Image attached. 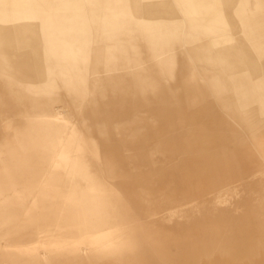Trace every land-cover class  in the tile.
Masks as SVG:
<instances>
[{
    "label": "rangeland",
    "instance_id": "1",
    "mask_svg": "<svg viewBox=\"0 0 264 264\" xmlns=\"http://www.w3.org/2000/svg\"><path fill=\"white\" fill-rule=\"evenodd\" d=\"M6 1L32 3L20 13L29 18L3 24L31 26V36L45 30L43 15L82 17L86 24L65 30L87 34L88 42L79 47L88 49L89 65L77 67L86 70L85 83L80 78L52 81L47 70L55 66L48 56L44 59L43 50L36 60L46 70L42 77L35 73L28 80L0 67V264H264V141L260 145L250 139L259 133L238 130L221 104L209 100L214 110L224 111L212 115L213 128L229 139L212 145L211 166L206 167L189 163V151L198 147L192 131H180L175 147L171 140L168 146V139L140 133L156 129L154 112L160 107L194 105L183 81L189 71L206 78L213 72L195 67L188 49L176 52L181 67L167 65L171 52L144 50L137 57L139 35L132 31L112 33L116 40L110 45H135L113 52H129L121 62L142 65L116 68L114 75L124 76L110 82L105 66L100 74L95 71L98 62L106 61L99 49L110 46L100 43L98 35L100 22L107 20L105 4L77 0V10L54 13L40 10V0ZM100 7L104 16L93 13ZM231 23L236 27L234 15ZM35 51L18 53L33 57ZM139 69L145 70L140 78ZM251 72L247 68L244 73ZM177 81L179 96L167 98L176 92ZM115 83L128 85L126 94L117 92ZM159 94L165 98L157 99ZM141 144L148 150L140 153ZM172 149L179 150L175 159L165 155ZM129 150H135L141 164L124 161ZM141 189L148 194H140Z\"/></svg>",
    "mask_w": 264,
    "mask_h": 264
},
{
    "label": "crops",
    "instance_id": "2",
    "mask_svg": "<svg viewBox=\"0 0 264 264\" xmlns=\"http://www.w3.org/2000/svg\"><path fill=\"white\" fill-rule=\"evenodd\" d=\"M93 1L96 0L91 2ZM97 2L105 4L102 8L106 9L107 14L101 7L93 13L98 16L106 14V29L109 33L128 34L133 31L139 35L140 42L136 48L135 45L128 44L124 47L140 48L141 53L146 50L145 52L149 54L171 52L169 54L173 57L171 63L167 65L173 68L176 65L181 67L180 62L175 60V56H178L177 61L180 57L176 52L188 49L189 58H193L195 67L213 72L210 78H206L204 73L196 75L195 72L192 74L189 71L183 81L187 83L186 93L190 99H194V105L189 108L160 107L161 110L154 112L156 129L140 132L141 136L168 139L167 145L169 146L171 140L175 147V140H179L180 131H192L191 138L198 142V147L189 151L193 156L189 163L197 164L199 167L211 166L212 115L225 113L231 116L238 130L248 131V134L252 131L255 132L254 135L259 133L256 138L250 139L260 141L262 145L264 141V0H97ZM124 9L126 11H123ZM233 15L236 18V27H233L232 23L230 26L228 24V19ZM122 20L125 24L135 20L136 25L131 27L128 24L123 28L115 26V23H121ZM116 30L120 31L116 32ZM152 63L154 61L149 64ZM190 65L192 64L189 63ZM247 68H252L249 75L244 73ZM173 77L174 75L172 79ZM162 82L168 81L162 80ZM174 85L177 87L176 92L172 91L171 95L167 96L173 100L179 96V82H175ZM209 90L212 93L211 98L207 92ZM159 97L165 98L164 95ZM233 99L236 100L235 103ZM209 100L220 103L229 114L214 110L212 104L207 103ZM149 124L152 126L153 121L149 120ZM140 148V153L148 150L145 144H141ZM134 151H126L124 161L141 164L137 162ZM168 154L175 159L179 156V150L172 149L165 155ZM175 154L177 155L174 156ZM142 186L140 185L141 188ZM139 193L148 194L146 190Z\"/></svg>",
    "mask_w": 264,
    "mask_h": 264
},
{
    "label": "bare ground",
    "instance_id": "3",
    "mask_svg": "<svg viewBox=\"0 0 264 264\" xmlns=\"http://www.w3.org/2000/svg\"><path fill=\"white\" fill-rule=\"evenodd\" d=\"M39 2L43 3V4H40V10H45L46 12L52 11L54 13L65 12L68 8L77 10L78 6H79L77 0H40ZM8 3H9V1L0 0V67L3 70V72H5L7 74H12V75L20 77V78H25L28 80H29V78H33V76H34L33 74H35V73L37 74L38 77H42L43 75H45L46 70L45 69L43 70V68H41V64L36 62V60H40V58L43 57L40 54V52H37V51L43 50L44 51V59L48 56L47 58H49V60L51 62H53L52 65L55 66L52 69L47 70V74H49L52 81H57L56 79L60 78L62 81L72 82L75 80L78 81V79L80 78V81H82L83 83H85V81L88 82L87 81L88 74H87L86 70L84 68L82 71H79V69H77L78 66L86 67L89 65V63H88L89 55L87 54L88 49L84 48V47H81V48L79 47L80 44H82V46H83V45H85L86 42H88V36H86L87 34H85V33L70 32V31L65 30V29L74 28L81 23L86 24L85 20L82 17L77 18L78 17L77 16V17L73 18V17H69V16H65V15H57V14H46L45 16L43 15L42 20H44L45 30L40 32L39 35L37 33H34L35 35L31 36V35H29L31 33L30 32L31 26L30 27L29 26H26V27L21 26V28H19L20 27L19 26L18 28L13 29V27H10L9 25L5 26L3 24H6V22L9 21V19H11V20L12 19H18L19 20V19L29 18L28 15L20 14V13L30 9L32 3L29 1L26 3H22V4L19 3L18 5L17 4L16 5H12V4L9 5ZM125 9L123 11H126ZM35 18H36V16H35ZM134 21L135 20L131 21L130 23L128 22L125 24V22L122 20L121 23L120 22L115 23V26L123 28L129 24V26L134 27L136 25ZM100 23L102 24V26H101L102 30L98 32L100 43H104L107 45L113 44L114 41L116 40L117 36L123 35L120 33H116V37L114 40V38H113L114 35L112 33H109L108 30L106 29V26H107L106 22H100ZM33 29H34V27H33ZM128 34H130V33H128ZM131 39L132 38H130V42H131ZM127 40H129V38ZM123 41H125V40L123 39ZM134 41H136V40H132V42H134ZM121 42H122V40H121ZM41 43H43V45H44L43 48L38 46ZM33 44H35L37 46H33ZM22 45H24V46H22ZM23 48H25V50H27V49H31L33 51L36 50L35 51L36 55H34L33 57H29V55H27V54H23V53L19 54L18 51L22 50ZM119 49L120 50H127L128 48L127 47H124V48L120 47ZM119 49H115V47H112L111 45L108 48L99 49V50H101L100 51V58L102 60L106 59V61L104 64V62L102 63L101 59H99L101 62L100 63L98 62L95 65L96 66L95 71L97 74H100L102 71V69L100 67L105 66L106 67L105 69L107 71L105 73V77L110 82L112 80H114V81L120 80L121 77L124 76V75H120V76L114 75V73L116 72L115 71L116 68L119 71H125V70H131V69L134 70V68H132V66L135 65L136 67L137 66L140 67L142 65V63L140 61L136 62L137 64L132 63V62L131 63L121 62L124 60L123 59L124 56L129 57V52H124V51L113 52L114 50H119ZM138 49L140 50V48H138ZM103 50H105L106 53H101ZM136 54H138L137 57H139V54H141V52L139 51ZM137 57H136V59H137ZM14 58H16L17 60L12 61V62H4V60H13ZM156 71H157V69H156ZM144 73H145L144 69H139V76L138 77L139 78L143 77ZM154 75H155V77H157V76H159V73H156ZM119 77H120V79H119ZM156 80L157 79H155L153 82H156ZM115 85H116V91L117 92H120L123 90V93L126 94L125 88L126 87L128 88V85H125V84L121 85V84H116V83H115ZM51 87L53 89L52 85H51ZM51 87L49 86V89ZM56 89H54V90H56ZM153 89L157 90L156 86H154ZM40 90H45V89L43 88ZM159 96L160 95H158L157 99L159 98ZM136 102H138V101H136ZM187 105H188V103H187ZM189 106L187 108H189ZM135 110H136V108H135ZM171 114H172V112H171ZM201 114H202V112H201ZM201 116H203V115H201ZM191 119L193 120V117ZM220 130L212 128V131H211V147L214 144L219 145V144L227 143V141L229 139V134H227L225 131H220ZM148 134H149V132H148ZM240 151H242V149H240ZM156 153L157 152L153 150L151 152V155L154 156V155H156ZM105 155L107 157H111V158L113 156H115V155L110 154L109 151H107L105 153ZM114 160H115V157H114ZM144 190L145 189H141L140 191H144ZM136 198H139V197H136ZM134 200H135L134 204L136 206L140 207L139 201L136 200L135 198H134ZM184 202H186V204L191 203L187 198L184 200ZM93 239H96V238L93 237Z\"/></svg>",
    "mask_w": 264,
    "mask_h": 264
}]
</instances>
